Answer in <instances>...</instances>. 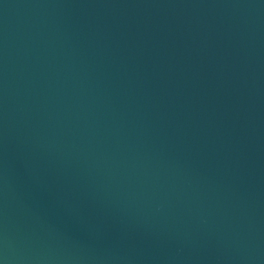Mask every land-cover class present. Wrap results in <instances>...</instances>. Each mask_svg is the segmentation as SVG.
Instances as JSON below:
<instances>
[{"label": "water", "instance_id": "obj_1", "mask_svg": "<svg viewBox=\"0 0 264 264\" xmlns=\"http://www.w3.org/2000/svg\"><path fill=\"white\" fill-rule=\"evenodd\" d=\"M0 264H264V0H0Z\"/></svg>", "mask_w": 264, "mask_h": 264}]
</instances>
